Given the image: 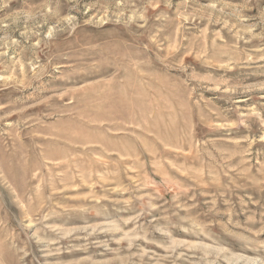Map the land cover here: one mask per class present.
Here are the masks:
<instances>
[{"label":"rangeland","instance_id":"1","mask_svg":"<svg viewBox=\"0 0 264 264\" xmlns=\"http://www.w3.org/2000/svg\"><path fill=\"white\" fill-rule=\"evenodd\" d=\"M0 264H264V0H0Z\"/></svg>","mask_w":264,"mask_h":264},{"label":"bare ground","instance_id":"2","mask_svg":"<svg viewBox=\"0 0 264 264\" xmlns=\"http://www.w3.org/2000/svg\"><path fill=\"white\" fill-rule=\"evenodd\" d=\"M153 95V94H152Z\"/></svg>","mask_w":264,"mask_h":264}]
</instances>
